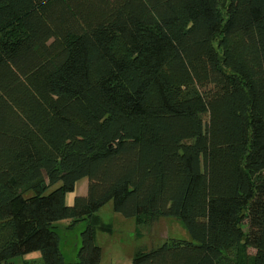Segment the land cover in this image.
Masks as SVG:
<instances>
[{
    "label": "trees",
    "instance_id": "trees-1",
    "mask_svg": "<svg viewBox=\"0 0 264 264\" xmlns=\"http://www.w3.org/2000/svg\"><path fill=\"white\" fill-rule=\"evenodd\" d=\"M108 203L189 237L131 264H264V0H0V264H99Z\"/></svg>",
    "mask_w": 264,
    "mask_h": 264
},
{
    "label": "rangeland",
    "instance_id": "rangeland-1",
    "mask_svg": "<svg viewBox=\"0 0 264 264\" xmlns=\"http://www.w3.org/2000/svg\"><path fill=\"white\" fill-rule=\"evenodd\" d=\"M86 192L87 180L81 179L76 182L74 191L66 195V205H72L75 197H83ZM95 216L94 243L101 251L99 264H131L137 252L147 251L170 239L189 240L182 224L174 219L150 220L143 216L140 220L125 219L112 211L111 203L103 206ZM88 224L89 220L71 227L69 221L55 224L60 252L66 262L76 261L80 234ZM8 264H42V260L38 252H32Z\"/></svg>",
    "mask_w": 264,
    "mask_h": 264
}]
</instances>
